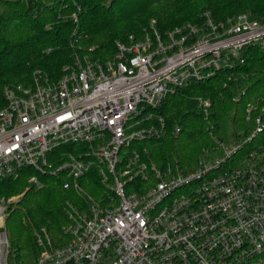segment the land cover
I'll return each mask as SVG.
<instances>
[{"label": "built area", "instance_id": "2783aa9c", "mask_svg": "<svg viewBox=\"0 0 264 264\" xmlns=\"http://www.w3.org/2000/svg\"><path fill=\"white\" fill-rule=\"evenodd\" d=\"M252 45L264 51L263 20L207 18L204 26L116 41L112 59L76 58L56 82L37 76L34 87L5 88L0 180L30 168L62 178L63 189L85 198L84 208H64L67 243L56 247L37 235L33 264H264V144L234 157L263 131L264 107L246 140L220 142L222 157L189 173L159 170L143 146L167 134L158 114L167 96L243 63ZM197 102L207 119L211 102ZM57 149L62 161L55 164ZM90 173L102 187L100 200L84 189ZM28 185L43 186L37 176ZM18 198L0 200V264H22L10 259L6 229Z\"/></svg>", "mask_w": 264, "mask_h": 264}, {"label": "trees", "instance_id": "16d2710c", "mask_svg": "<svg viewBox=\"0 0 264 264\" xmlns=\"http://www.w3.org/2000/svg\"><path fill=\"white\" fill-rule=\"evenodd\" d=\"M241 14L264 21V0H0V110L5 88L34 87L37 76L56 82L64 69L74 67L76 58L110 60L116 41L129 36L141 40L152 29L163 35L187 25L204 26L207 18L226 24ZM242 54L243 63L166 97L158 114L167 134L143 145L159 170L192 172L222 157L220 142L242 143L254 132L264 107V51L252 45ZM200 97L211 102L207 119L198 110ZM248 106L256 110L248 114ZM175 127L180 129L177 135ZM259 144H264V129L234 157L245 158ZM59 152L51 153V162L61 163ZM32 176L38 177L41 188L29 187ZM87 180L85 191L100 200L96 176L90 173ZM62 183V178L30 168L21 169L15 179L0 180V199L20 196L9 205L6 219L12 261L35 262L40 253L37 235H47L56 247L68 242L64 208L68 203L84 208L85 198L63 189Z\"/></svg>", "mask_w": 264, "mask_h": 264}, {"label": "rangeland", "instance_id": "374dc122", "mask_svg": "<svg viewBox=\"0 0 264 264\" xmlns=\"http://www.w3.org/2000/svg\"><path fill=\"white\" fill-rule=\"evenodd\" d=\"M202 98V97H201ZM13 197H17V196H13ZM10 198H12V197H10ZM5 200H6V198H4ZM9 199V198H8ZM1 200V199H0ZM14 203V202H13Z\"/></svg>", "mask_w": 264, "mask_h": 264}]
</instances>
